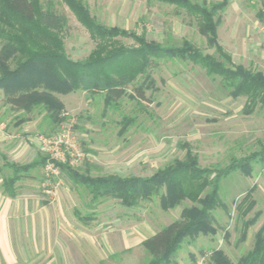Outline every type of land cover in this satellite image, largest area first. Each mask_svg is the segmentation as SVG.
Masks as SVG:
<instances>
[{
	"label": "rangeland",
	"instance_id": "rangeland-1",
	"mask_svg": "<svg viewBox=\"0 0 264 264\" xmlns=\"http://www.w3.org/2000/svg\"><path fill=\"white\" fill-rule=\"evenodd\" d=\"M214 2L219 0H194ZM91 15L106 26H118L148 40L163 44L181 45L186 39L204 53L218 55L207 45L197 23L178 11L173 5L156 0H84ZM44 9L50 8L64 19L61 36L68 55L83 60L95 48L96 42L89 31L71 12L63 0H41ZM219 42L232 55L235 64L264 72V0H229L222 13L218 28ZM119 44L136 45L131 38H117ZM153 84L144 77V96L136 99L138 82L128 86L125 93L114 94L106 105V95H89L76 91L60 97L64 102L65 121L73 124L82 150L87 154L80 168L90 166L92 176L119 174L121 176H149L183 159L190 147L199 157L203 167H225L232 158H242L261 149L264 144V110L245 114V98L234 99L222 86L219 78L206 74L200 66L179 60H160L150 69ZM59 98V99H60ZM4 103L0 93V123L11 124L14 117H30L40 123L42 115L36 110L21 113L10 107L3 113ZM124 117L133 122L123 127ZM2 124V125H3ZM59 126V127H60ZM58 127V129H59ZM43 134H53L56 129L43 123ZM39 131V130H37ZM35 131V132H37ZM41 151V150H40ZM43 177L36 190L39 197L79 207L85 215L91 210V195L81 185H74L62 174L53 179L51 192L47 193ZM225 207L213 212L215 236L201 235L195 241H187L171 264H211L213 250L221 249L236 263L253 248L255 235L264 224V167L255 165L251 176L235 173L221 183ZM252 189L255 205L245 219L258 216L257 222L247 232L243 241L241 210L238 205ZM100 215L106 220L123 221L132 228L142 223L164 227L180 218L183 205L169 211L160 207V199L143 201L137 208H127L113 199L100 201ZM160 228V229H161ZM148 253L141 245H134L132 258L127 264H145ZM117 264H119L118 260Z\"/></svg>",
	"mask_w": 264,
	"mask_h": 264
},
{
	"label": "trees",
	"instance_id": "trees-1",
	"mask_svg": "<svg viewBox=\"0 0 264 264\" xmlns=\"http://www.w3.org/2000/svg\"><path fill=\"white\" fill-rule=\"evenodd\" d=\"M63 1L96 42L86 59L74 60L68 55L61 36L64 19L50 8L44 9L41 0H0V89L4 93V103L12 109L22 110L25 115L36 110L38 116L42 115L41 131L45 122L58 129L66 119L65 106L58 95L76 91L104 94L108 105L114 94H124L128 86L139 84L141 77L153 84L150 69L165 59L193 63L204 69L208 76L219 78L229 96L245 98V114L251 115L258 108L264 110V72L235 64L232 55L219 42L218 28L229 0L202 3L156 0L175 6L179 13L184 11L197 23L208 47L218 55L204 53L186 39L181 45L163 44L148 40L145 34L106 26L91 15L84 0ZM119 37L131 38L136 45L119 44ZM144 88V83H140L135 88L137 94L132 97L142 99ZM31 119L23 115L18 122ZM132 122L131 118L124 117V129ZM184 147L183 159H176L149 176H92L90 166L80 170L67 164L61 165V173L74 185L84 186L91 195L92 204L113 199L124 207L137 208L143 201L159 198L160 207L168 211L189 202L191 205L182 208L179 219L141 243L149 255L145 264H171L187 241L193 242L201 235L217 234L213 212L225 207L222 181L235 173L249 177L257 164L264 167V144L248 156L232 158L225 167H203L198 155L190 147ZM47 161L45 156L36 166L45 167ZM11 167L15 173L31 168L15 164ZM251 195L252 189L238 205L243 241L249 228L258 220V216L245 219L255 205ZM209 262L264 264V224L255 235L253 248L236 263L221 249L212 251Z\"/></svg>",
	"mask_w": 264,
	"mask_h": 264
},
{
	"label": "crops",
	"instance_id": "crops-1",
	"mask_svg": "<svg viewBox=\"0 0 264 264\" xmlns=\"http://www.w3.org/2000/svg\"><path fill=\"white\" fill-rule=\"evenodd\" d=\"M0 93L5 99L3 90ZM62 96L66 95H58ZM8 107L2 104L3 113ZM14 119L12 125L0 123L4 126L0 129V264H117L116 260L127 264L134 245H141L161 227L142 223L132 228L123 221L106 220L99 214L100 203L83 215L79 207L59 197L41 199L36 187L44 167L36 163L45 155L36 135L41 133L42 119L37 125L35 119L25 123ZM11 164L31 168L15 173Z\"/></svg>",
	"mask_w": 264,
	"mask_h": 264
},
{
	"label": "built area",
	"instance_id": "built-area-1",
	"mask_svg": "<svg viewBox=\"0 0 264 264\" xmlns=\"http://www.w3.org/2000/svg\"><path fill=\"white\" fill-rule=\"evenodd\" d=\"M4 126L0 125V129ZM36 139L39 142V149L48 157L44 167V183L46 192L50 193L53 179L61 174V165H69L79 168L86 162L87 154L82 150L81 145L73 132V124L62 125L53 134L38 133ZM196 264H202L197 262Z\"/></svg>",
	"mask_w": 264,
	"mask_h": 264
}]
</instances>
